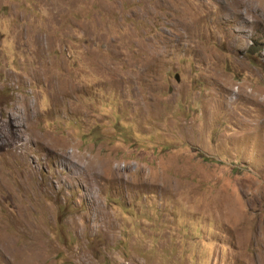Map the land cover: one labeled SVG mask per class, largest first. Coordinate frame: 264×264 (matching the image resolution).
<instances>
[{"label": "rangeland", "instance_id": "1", "mask_svg": "<svg viewBox=\"0 0 264 264\" xmlns=\"http://www.w3.org/2000/svg\"><path fill=\"white\" fill-rule=\"evenodd\" d=\"M0 264H264V0H0Z\"/></svg>", "mask_w": 264, "mask_h": 264}, {"label": "water", "instance_id": "2", "mask_svg": "<svg viewBox=\"0 0 264 264\" xmlns=\"http://www.w3.org/2000/svg\"><path fill=\"white\" fill-rule=\"evenodd\" d=\"M177 79H178V75L176 74V76H175Z\"/></svg>", "mask_w": 264, "mask_h": 264}]
</instances>
